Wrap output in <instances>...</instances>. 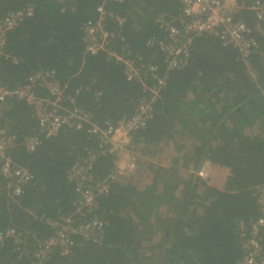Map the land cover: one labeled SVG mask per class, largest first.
I'll return each mask as SVG.
<instances>
[{"label":"trees","instance_id":"obj_1","mask_svg":"<svg viewBox=\"0 0 264 264\" xmlns=\"http://www.w3.org/2000/svg\"><path fill=\"white\" fill-rule=\"evenodd\" d=\"M99 6L114 37L106 52L90 56L83 28L97 21ZM27 9L30 16L5 33L0 50L5 89L53 72L64 96L105 127L132 117L155 84L148 77L145 90L127 81L123 65L107 52L156 67L164 85L151 118L131 136L142 174L136 181L117 176L91 211L76 206L68 171L94 155L90 173L99 182L113 171L115 155L100 153V141L86 126L46 137L23 101L0 102V127L17 141L10 157L32 177L15 197L0 174V232L12 228L21 236L0 243V264H35L37 243L55 233L46 221L59 217L73 225L97 219L103 232L96 242L73 237L66 254L54 249L42 264H236L242 257L239 226L258 218L256 189L264 183V24L258 32L250 12L236 16L255 40L245 61L216 35L203 33L193 38L185 63L164 74V53L149 45L165 39L155 20L175 18L176 0H0V23ZM33 136L39 143L28 153L20 142ZM206 167L226 174L221 189L199 177ZM259 236L264 245V232Z\"/></svg>","mask_w":264,"mask_h":264},{"label":"built area","instance_id":"obj_2","mask_svg":"<svg viewBox=\"0 0 264 264\" xmlns=\"http://www.w3.org/2000/svg\"><path fill=\"white\" fill-rule=\"evenodd\" d=\"M121 2L122 0H113ZM179 3L178 15L171 20L157 17L155 22L162 29L165 39L150 43L157 45L164 53L165 72L180 68L186 61L187 49L194 37L203 33L214 34L223 46L235 48L241 60L245 61L253 52L255 40L250 27L236 16L242 12H250L256 22L258 32L264 24V1H254L249 4L239 3L238 0H176ZM98 15L95 23H88L83 28L85 37V50L90 56L100 52H106L113 33L105 24L107 13L102 6L96 8ZM31 9L8 15L0 23V50L3 48L5 33L17 25L25 16H30ZM115 22L120 25L123 19L115 17ZM108 57L123 65L125 79L146 82L148 77L155 81L149 88L150 97L142 98L134 115L121 120L115 125L99 127L93 122L90 113L75 106L72 97H65L62 87L53 72H38L31 75L25 85L14 90L5 89L0 85V102L6 99L23 101L30 107L38 121L39 131L46 137L57 134L62 127L79 130L86 126L90 135H94L100 141V153L108 152L115 155L114 169L99 182L92 181L91 167L94 155L76 161L68 171V179L74 181L75 192L78 195L76 206L79 209L91 211L95 206L98 196L107 195L109 185L117 176L129 177L136 168L137 158L132 152L131 136L142 129L151 118L152 103L159 89L164 85L163 77H159L156 67L146 66L124 54L115 55L107 52ZM139 62V63H138ZM144 89L147 86L142 84ZM46 92V97H41L39 92ZM39 143L38 137L24 138L20 144L28 153L33 152ZM17 145L15 136L9 135L0 127V174L7 180L6 189H10L12 196H18L23 187L32 179L30 173L23 167L16 166L10 157V151ZM127 155L124 166L118 167L119 155ZM256 202L259 216L248 225L240 224V244L242 257L236 264H264V245L259 236L264 232V183L256 189ZM55 229V233L47 240L38 242L34 254L35 264H42L54 249L66 254L73 243V237H82L93 242L103 232V224L97 219H91L84 224L73 225L68 217H59L46 221ZM12 239L20 242V233L15 229H6L0 232V243L4 239Z\"/></svg>","mask_w":264,"mask_h":264},{"label":"rangeland","instance_id":"obj_3","mask_svg":"<svg viewBox=\"0 0 264 264\" xmlns=\"http://www.w3.org/2000/svg\"><path fill=\"white\" fill-rule=\"evenodd\" d=\"M142 172H143L142 169L139 170V168L136 167L132 172V174H130V176H132L133 181L134 180L136 181V179L139 177V175L142 174ZM199 177L202 180L206 181L208 185L214 187L215 185L220 186L221 184H223L226 178V174L222 171H216L210 168V169H204V171L201 173Z\"/></svg>","mask_w":264,"mask_h":264},{"label":"crops","instance_id":"obj_4","mask_svg":"<svg viewBox=\"0 0 264 264\" xmlns=\"http://www.w3.org/2000/svg\"><path fill=\"white\" fill-rule=\"evenodd\" d=\"M117 160H118V164H117V166L118 167H121V166H124L125 165V163H126V161H127V155H119V157L117 158ZM207 169H210V168H208V167H206ZM201 174H199V176H200ZM222 185L223 184H221L220 186H214L215 188H218V189H221L222 188Z\"/></svg>","mask_w":264,"mask_h":264}]
</instances>
